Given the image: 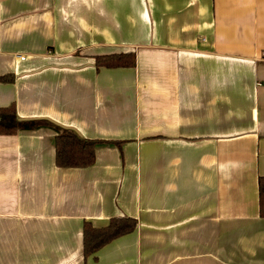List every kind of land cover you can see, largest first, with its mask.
I'll use <instances>...</instances> for the list:
<instances>
[{"label":"crops","instance_id":"crops-1","mask_svg":"<svg viewBox=\"0 0 264 264\" xmlns=\"http://www.w3.org/2000/svg\"><path fill=\"white\" fill-rule=\"evenodd\" d=\"M8 75L0 108L46 122L0 135V264H264V0H0ZM63 131L93 165L56 167Z\"/></svg>","mask_w":264,"mask_h":264},{"label":"trees","instance_id":"trees-1","mask_svg":"<svg viewBox=\"0 0 264 264\" xmlns=\"http://www.w3.org/2000/svg\"><path fill=\"white\" fill-rule=\"evenodd\" d=\"M135 64L132 54H113L94 58L96 69L133 68ZM12 76H1L0 82H12ZM46 121H18L13 105L0 108V135H14L19 129H30ZM50 125V124H49ZM56 129L58 127L55 126ZM99 141L85 140L73 132L63 131L55 137V165L57 168H87L95 161V148ZM119 145V143H115ZM259 217L264 219V177L258 178ZM136 227V221L131 218H112L107 225L94 228L84 223L82 229V253L88 258L113 240L127 235Z\"/></svg>","mask_w":264,"mask_h":264},{"label":"built area","instance_id":"built-area-1","mask_svg":"<svg viewBox=\"0 0 264 264\" xmlns=\"http://www.w3.org/2000/svg\"><path fill=\"white\" fill-rule=\"evenodd\" d=\"M21 59H23V58H21Z\"/></svg>","mask_w":264,"mask_h":264}]
</instances>
